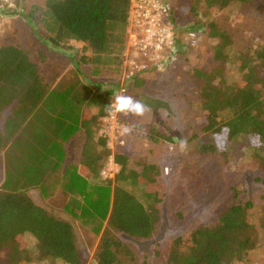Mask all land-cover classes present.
<instances>
[{"label": "trees", "instance_id": "obj_1", "mask_svg": "<svg viewBox=\"0 0 264 264\" xmlns=\"http://www.w3.org/2000/svg\"><path fill=\"white\" fill-rule=\"evenodd\" d=\"M207 1H220L219 9H224L235 0ZM130 5V0H46L43 8L29 12L25 18L40 28L42 44L57 49L77 70L72 79L63 77L57 88L58 67L47 82L30 50L0 48V161L3 157L6 165L0 188V264H86L78 246L81 229L91 232L87 237L91 248L101 235L93 257L96 264H125L126 256L135 258L124 237L139 242L153 238L160 219L157 204H150L149 210L133 191L154 183L157 168L132 169L128 158L116 153L120 171L115 180L101 176L111 156L102 134L110 119L105 106L123 88ZM209 24L206 34L219 40L216 59L222 65H242L238 69L243 79L229 85L221 75L214 84L213 75L196 72L204 80L199 94L205 136L194 135L184 146L217 163L220 175L229 181L230 146L237 142H248L244 146L250 156L245 161L264 171V46L229 56L231 37L212 21ZM77 44L82 46L80 52L72 53ZM153 71L127 75L125 83L142 89L144 78ZM153 134L158 135V129ZM74 136L83 139L79 162L68 160L66 144ZM218 136H223V148ZM161 138L175 143L170 136ZM59 170L65 191L79 197L64 211L39 205L31 196ZM232 189L239 202L231 201L214 224L193 231L186 244L178 237L167 264L246 263L254 252L264 253L252 221L253 203L239 199L240 187ZM148 196L158 202L156 195ZM26 234L36 244L33 251L21 245Z\"/></svg>", "mask_w": 264, "mask_h": 264}, {"label": "rangeland", "instance_id": "obj_2", "mask_svg": "<svg viewBox=\"0 0 264 264\" xmlns=\"http://www.w3.org/2000/svg\"><path fill=\"white\" fill-rule=\"evenodd\" d=\"M165 2L169 8V19L180 39L178 52L170 63L153 67L154 71L144 78L146 85L142 89L125 83L127 75L132 73L130 63L126 62L128 66L125 64L120 80L123 88L119 93L126 92L142 100L149 110L139 118H125L120 115L114 116V119L111 117L107 120L108 127L102 131V134L107 136L111 151L101 174L103 180L114 181L120 171V166L114 161L116 153L127 157L132 169L142 171L143 166L149 165L159 171L154 183L141 184L133 191L149 210L151 205L157 204L160 215L157 229L153 238L146 241L139 242L124 237L135 258L132 260L126 256L125 264H145L146 261L147 264H167L168 253L178 237H183L186 244L193 231L214 224L231 201L239 202L235 198L233 185L240 187L241 201L250 200L253 203L252 221L259 232L261 244L264 245V171L258 165H249L245 161L250 156L244 146L248 142H237L230 146L232 165L229 168L231 173L227 176L229 181L222 178L217 163L203 160V157L185 149L184 146L194 135L205 136L203 128L206 118L202 112L199 94L204 80H201L196 72L213 75L212 78L215 79L222 75L229 85L240 84L243 79V74L239 71L240 68L243 69L242 65L231 62L222 65L216 59L219 40L211 38L205 29L210 31L209 22L212 21L219 29L228 33L231 37V46L227 48L229 56L234 57L237 52H247L252 48L264 46V0H235L224 9H219L220 1ZM24 3L26 0H22V8L16 15L0 18V48L14 45L30 50L32 60L38 62L47 82H51L58 67L61 78H57L54 84L57 88L63 77H74L77 70L66 58H46L45 45L39 37L42 32L38 26L33 27L31 21L25 18L29 12L23 6ZM204 24L208 25L204 28ZM190 31L197 33V40L192 42L190 47H186L185 35ZM81 47L80 44L75 45L72 53H79ZM220 70L223 72H218ZM217 81L216 79L214 84H217ZM63 89L65 85L62 86ZM155 129L159 131L156 136L153 134ZM169 136L175 143L161 138ZM219 137H222L219 146L223 148V136H218V140ZM82 144V137L75 136L66 144L68 160L76 159L75 161L79 162L78 149ZM81 169L87 171L84 166ZM5 178L6 165L2 157L0 188ZM150 194L156 195L158 202L151 199L148 196ZM31 196L39 205L59 211H64L66 204L79 200V197L65 191L62 170L48 175L44 185L33 189ZM90 233H86V229L80 230L78 246L86 264H96L93 257L101 235L91 248L87 244ZM21 245L33 251L36 244L32 237L26 234L21 239ZM237 264H264V253L258 250L252 254L249 261Z\"/></svg>", "mask_w": 264, "mask_h": 264}, {"label": "built area", "instance_id": "obj_3", "mask_svg": "<svg viewBox=\"0 0 264 264\" xmlns=\"http://www.w3.org/2000/svg\"><path fill=\"white\" fill-rule=\"evenodd\" d=\"M130 1L125 64L130 63V75H133L138 71L144 72L158 67L162 63H170L178 52L180 39L169 19V8L165 0ZM21 3L22 0H0V18L15 13ZM196 40L195 32L190 31L185 35L189 47Z\"/></svg>", "mask_w": 264, "mask_h": 264}, {"label": "clouds", "instance_id": "obj_4", "mask_svg": "<svg viewBox=\"0 0 264 264\" xmlns=\"http://www.w3.org/2000/svg\"><path fill=\"white\" fill-rule=\"evenodd\" d=\"M148 110L147 104L132 95L126 94V92L113 94L110 104L105 106V111L107 113L106 118L117 115L125 118H139L143 117ZM125 131H127V129H125Z\"/></svg>", "mask_w": 264, "mask_h": 264}, {"label": "crops", "instance_id": "obj_5", "mask_svg": "<svg viewBox=\"0 0 264 264\" xmlns=\"http://www.w3.org/2000/svg\"><path fill=\"white\" fill-rule=\"evenodd\" d=\"M26 3H24L23 6L28 12H30L34 7L43 8L45 6L46 0H26ZM44 55L47 56L46 58L51 56L56 58V56H59L60 58L58 60H63V58H65L62 53H60L57 49H52L50 46H45Z\"/></svg>", "mask_w": 264, "mask_h": 264}]
</instances>
